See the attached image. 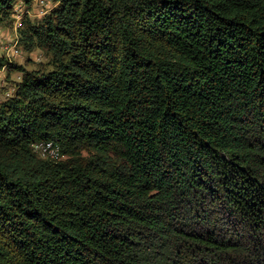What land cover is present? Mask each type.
Here are the masks:
<instances>
[{
	"label": "trees",
	"instance_id": "obj_1",
	"mask_svg": "<svg viewBox=\"0 0 264 264\" xmlns=\"http://www.w3.org/2000/svg\"><path fill=\"white\" fill-rule=\"evenodd\" d=\"M58 1L0 106V264H264V0Z\"/></svg>",
	"mask_w": 264,
	"mask_h": 264
},
{
	"label": "rangeland",
	"instance_id": "obj_2",
	"mask_svg": "<svg viewBox=\"0 0 264 264\" xmlns=\"http://www.w3.org/2000/svg\"><path fill=\"white\" fill-rule=\"evenodd\" d=\"M46 5L45 14H42L40 5L36 0H31L30 4L25 3L24 0H18L14 6L11 22L0 28V106L15 96L17 85L22 81L24 72L36 73L53 70L52 54L36 45L32 50H28L22 34V32H26L27 23L30 22L32 25L41 24L47 15L49 16L59 7L60 1L46 0ZM15 13L24 14L22 27L18 31L14 29L15 19L13 15ZM12 44L21 50V57L17 56L9 60L2 47ZM34 153L42 160H52L41 156L35 151Z\"/></svg>",
	"mask_w": 264,
	"mask_h": 264
},
{
	"label": "built area",
	"instance_id": "obj_3",
	"mask_svg": "<svg viewBox=\"0 0 264 264\" xmlns=\"http://www.w3.org/2000/svg\"><path fill=\"white\" fill-rule=\"evenodd\" d=\"M38 4L40 5L41 13L45 14V7L46 5V0H36ZM26 12V11H25ZM14 29L15 31H18L22 27V18L24 14H17L15 13L14 15ZM2 49L5 51V54L7 58L10 60L11 58L15 57H21V50L17 48L16 45H4ZM34 151L39 153L41 156L45 158H51L52 160H58L61 157V150L58 145H56L53 142H42V143H37L34 145Z\"/></svg>",
	"mask_w": 264,
	"mask_h": 264
}]
</instances>
